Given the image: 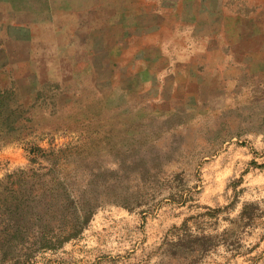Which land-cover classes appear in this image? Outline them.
Here are the masks:
<instances>
[{
  "label": "rangeland",
  "instance_id": "374dc122",
  "mask_svg": "<svg viewBox=\"0 0 264 264\" xmlns=\"http://www.w3.org/2000/svg\"><path fill=\"white\" fill-rule=\"evenodd\" d=\"M0 79V264H264V0H0Z\"/></svg>",
  "mask_w": 264,
  "mask_h": 264
},
{
  "label": "trees",
  "instance_id": "16d2710c",
  "mask_svg": "<svg viewBox=\"0 0 264 264\" xmlns=\"http://www.w3.org/2000/svg\"><path fill=\"white\" fill-rule=\"evenodd\" d=\"M17 80H14L13 82H11V83H6V81H3L2 79H0V96H2V95H10V94H13L14 92H16L17 90H19V88H21L20 86H18L17 84ZM2 97H5V96H2ZM11 124H13V125H10V123H9V126L12 128V127H16L14 124H15V122L13 121ZM52 170V169H51ZM19 175L20 174H12V175H10L9 176V178H16V179H18V177H19ZM33 175L35 176L36 175V173H33ZM23 176V175H22ZM21 176V177H22ZM22 180H27V177H24ZM12 204V203H11ZM20 203H17V204H13V205H10V204H7V205H5L4 204V206H6V210H8V211H10V212H13V211H15L16 209H17V207L19 208L20 207V205H19ZM19 205V206H18ZM41 219H42V217H40ZM43 221V220H42ZM5 222V221H4ZM45 222V221H44ZM47 222H49L48 220L44 223V226H47L49 223H47ZM7 224V223H6ZM15 225H17V222L16 223H14L13 224V228L14 227H16ZM17 226H19V225H17ZM19 230V227H17L16 228V231H18Z\"/></svg>",
  "mask_w": 264,
  "mask_h": 264
}]
</instances>
